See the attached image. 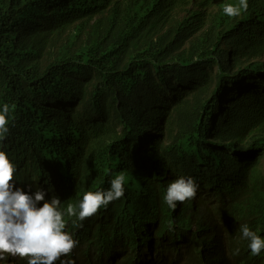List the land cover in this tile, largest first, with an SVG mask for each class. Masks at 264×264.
<instances>
[{
	"label": "trees",
	"instance_id": "obj_1",
	"mask_svg": "<svg viewBox=\"0 0 264 264\" xmlns=\"http://www.w3.org/2000/svg\"><path fill=\"white\" fill-rule=\"evenodd\" d=\"M239 3L0 0V150L15 186L47 185L78 211L125 176L124 197L86 218L89 253L264 264V251L227 261L236 222L264 238V0L225 14ZM181 176L199 188L173 210Z\"/></svg>",
	"mask_w": 264,
	"mask_h": 264
},
{
	"label": "clouds",
	"instance_id": "obj_2",
	"mask_svg": "<svg viewBox=\"0 0 264 264\" xmlns=\"http://www.w3.org/2000/svg\"><path fill=\"white\" fill-rule=\"evenodd\" d=\"M248 6V0H240L239 6L226 5L224 12L229 17H236L241 10L247 11ZM9 112V105L4 104L0 111V138L9 132ZM16 171L17 166L7 152L0 150V264L121 263L122 255L118 253L102 257L94 251L89 253L83 244L81 230L89 221L86 218L124 197V175L112 179L107 190L84 193L77 211V206L72 204L61 206L60 192L54 193L47 185L17 188L14 183ZM198 188L193 177L181 176L168 184L164 201L174 210L178 202L194 199ZM72 221L78 224L73 225ZM229 236L235 251H227L228 262H235L239 258L237 255L259 256L264 251V238L244 222H236ZM138 260V264H174L170 253H141ZM178 262L184 263V260Z\"/></svg>",
	"mask_w": 264,
	"mask_h": 264
}]
</instances>
